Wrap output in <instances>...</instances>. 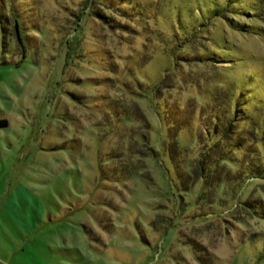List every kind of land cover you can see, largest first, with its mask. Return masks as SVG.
Segmentation results:
<instances>
[{
	"label": "rangeland",
	"instance_id": "374dc122",
	"mask_svg": "<svg viewBox=\"0 0 264 264\" xmlns=\"http://www.w3.org/2000/svg\"><path fill=\"white\" fill-rule=\"evenodd\" d=\"M7 3L37 52L20 68L0 64V117L9 120L0 127V264H264V219L241 205L264 200V180L250 179L240 200L221 185L188 207L202 183L170 189L168 131L159 99L144 96L164 84L192 132L208 124L218 93L225 102L243 91L248 110L263 106L264 0ZM226 6L225 18L213 15ZM101 10L113 24L94 16ZM11 52L19 59L21 49ZM192 132L183 134L186 168L200 149ZM25 189L42 206L36 228L6 208Z\"/></svg>",
	"mask_w": 264,
	"mask_h": 264
},
{
	"label": "trees",
	"instance_id": "16d2710c",
	"mask_svg": "<svg viewBox=\"0 0 264 264\" xmlns=\"http://www.w3.org/2000/svg\"><path fill=\"white\" fill-rule=\"evenodd\" d=\"M9 1L13 2V0ZM7 2L8 0H0V47H3L2 52L0 51V64L20 68L27 62L32 63L30 59L31 57L32 60L34 59L33 56L37 50L35 49L36 46L31 44L27 37L28 22L15 8V4H8ZM227 8L226 6L223 9H216L213 15L225 18L229 13ZM112 14L110 11L101 10L95 12L94 16L104 24H113V18L110 17ZM79 19L81 20V18ZM38 32L40 33V37L38 36L40 40L43 39L45 31L42 29ZM190 41L191 39L184 33L181 41V44L184 43L183 47L191 44ZM14 47L21 49L19 59L14 57V52H11ZM103 53V50L101 52L90 51L89 55L98 58L99 55H104ZM71 59H73V55H70V51H67L65 66ZM101 59L103 60L102 63L105 64L112 62L107 59L106 61L104 58ZM109 65L113 66L115 64L112 62ZM151 84L149 82V86ZM165 87L164 84L160 83L153 85L144 96L147 97L150 91L159 99L158 106L160 107L157 113L163 127L168 131L167 152L173 167V177L169 183L170 189L174 192L180 191L182 194H187L192 192L193 185L202 183L198 192L200 196L197 195V199L193 201L194 204L190 203L188 207L203 202L210 195L208 192L210 188L214 189L212 192L214 194L217 187L221 185H224L235 199L240 200V192L250 183V179L264 180V104L263 106L256 104L253 110H248L246 108L248 103L246 92L229 93L228 96L226 95L229 101L225 102H223L225 99H222L224 97L223 93H218L210 101L209 109L211 108L213 113L210 115L208 124L203 129L192 132V120H189V118L187 120L182 119L178 114V104L172 106L164 100L163 88ZM125 90L128 93L133 92L129 86H125ZM200 101L198 100V102ZM216 109L217 112L215 113ZM8 124L9 120L7 118L0 117V127H6ZM241 125L242 129L240 128ZM186 132L193 133L192 136H195L196 139L195 145L198 149L200 147L199 155H197L193 164L189 163L187 168L183 166L185 163H181L180 159L185 150L184 148L189 146L188 141L187 144L185 143L186 146L182 144L183 139L186 138L183 134L185 135ZM148 150V154L150 152L155 154V151L150 147H148ZM219 165L225 167V170L218 169ZM205 195L207 196L205 197ZM241 205L247 213L264 219L263 199L261 201L260 199H246ZM14 207L20 212L19 214L17 212L18 216H21L29 227L36 228L38 222L42 221V206L38 199L31 196L26 189L19 200L14 203ZM208 215L217 216L219 214L213 212L208 213ZM262 235L264 242V234ZM263 256L264 249L261 250L259 257L264 259ZM256 263L260 264L258 259Z\"/></svg>",
	"mask_w": 264,
	"mask_h": 264
},
{
	"label": "crops",
	"instance_id": "0c3cea01",
	"mask_svg": "<svg viewBox=\"0 0 264 264\" xmlns=\"http://www.w3.org/2000/svg\"><path fill=\"white\" fill-rule=\"evenodd\" d=\"M19 200V199H18ZM17 200V201H18ZM16 201V202H17ZM15 202V203H16ZM6 206V205H5ZM6 208H7V210L12 214V215H18L20 212H18V210L14 207V203L13 204H11L10 206H6ZM17 212H18V214H17Z\"/></svg>",
	"mask_w": 264,
	"mask_h": 264
}]
</instances>
